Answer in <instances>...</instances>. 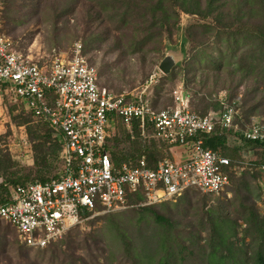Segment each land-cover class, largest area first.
<instances>
[{
	"label": "trees",
	"instance_id": "obj_1",
	"mask_svg": "<svg viewBox=\"0 0 264 264\" xmlns=\"http://www.w3.org/2000/svg\"><path fill=\"white\" fill-rule=\"evenodd\" d=\"M2 2L4 8L1 17L4 10L6 13V8L12 7L14 0H2ZM80 2L82 0H61L57 7L51 9L56 20V29L60 27L61 23L69 22L70 16L79 7L78 3ZM85 6L89 17L92 16V20L96 19L100 25H104L108 18L109 23L113 22L115 30L122 29V35L120 38H116L114 45L124 41L123 35L129 36V43L126 40L125 46L130 49L129 53L138 56L140 59L146 57L143 53L146 46L154 40L161 42L160 35L166 36L169 41L166 44L167 47L180 49L182 53L187 54L186 59L175 66L169 74L161 75L160 84L157 82L148 88L147 99L149 97L150 100L151 91L154 93L153 98H151L152 108L163 109L176 106V100L172 93L177 87L172 83L176 79L178 80L179 74H182L183 81L180 83L183 82L181 86L186 91L188 109L192 112L204 116L213 107L214 112L220 113L225 108L224 103H227L237 111L235 122L241 127L253 118L263 120L257 115V112L260 106L264 105V0H87ZM26 7L28 8V5ZM183 13L188 14L189 18L181 26ZM105 17H107L106 20ZM129 29L132 31L131 34L125 31ZM71 34L76 38L75 33L71 32ZM174 34H177L175 46L172 44L173 39H175ZM106 38L107 36L103 32L99 34L91 32L83 39L86 44V46L83 45L84 54L90 64L95 66L87 56L88 47L94 48L96 44H99L98 41H105ZM158 44L151 48L152 51L160 52L162 50V45ZM127 49L125 48L123 51ZM148 51L150 52V49ZM235 62L236 66L234 67L233 63ZM157 72L159 74L160 71L157 70ZM225 72L229 76L237 75L239 83L231 88H215V86L212 90L207 88L208 84L219 82ZM247 77L253 80L255 84L252 88L247 87L244 95L240 96L239 87L246 81ZM148 80L146 79L141 87ZM196 81H198L200 90L194 88L193 84ZM166 83L172 84L167 89L169 94H172V98L168 105L160 108L158 105L164 91L161 86H166ZM202 89L206 91L203 92ZM222 91L228 93L224 99L220 98L219 95ZM17 108V105H10V114H14ZM21 110L24 111L23 107ZM112 117L114 121L116 120L118 131H113L112 136L108 139L107 147L115 166L132 159L136 160L143 154L146 155L152 167L157 160L171 157L172 146L158 140H144L139 133L136 120L133 124V131L130 132L116 115H112ZM13 119L18 125H26L31 150L34 154V171L31 178L25 169L13 170V167H18L19 164L15 163L10 155L5 154L4 159L0 160V173L4 175L6 182L5 185H0V205L9 202L13 188L23 186L30 181L47 183L53 178L60 177L62 173L61 150L65 136L63 131L52 126L50 119L35 118L31 113L24 115L21 112L15 114ZM198 136L204 140L206 148L233 160L230 166L224 167V171L230 177L229 186L233 189L232 192L236 198H240V204L231 209L230 201L217 199L214 206L219 208L217 212H213L211 210L214 206L210 210L206 209L207 202L205 201L201 209L202 214L199 213L193 221H188L189 227L193 228L192 231L195 232L193 245H182L178 251L173 252L175 253L174 257H172L173 253L169 257L168 250L172 248V237H170L171 234H166L164 241L161 240L163 249V258L161 259L163 260L158 264H176L175 259L177 257L184 262L185 253L194 250L199 253L198 258L201 260V263L197 264H203L204 261L208 262L206 257H209L207 252L209 250L221 253V264H250L251 261L254 264H264V212L255 207V201L247 194V186L242 184L243 173L251 171L256 179L255 186L258 188V197L264 199V191L261 187L262 183L264 184V173L259 168V165L264 163V141L248 140L244 138L242 129H227L221 125H217L212 134L200 133ZM246 150L257 151L258 157L254 163H249L242 170V163L237 162L241 152ZM1 154L3 153L0 152ZM143 199L140 194H129V207L137 204L141 213L150 210L157 222L163 223L165 226H173L172 218L154 210L152 208L154 204L143 205ZM236 212L242 213V223L240 218L236 217ZM107 215L111 216L112 214L110 212L105 214V216ZM85 216L91 215L85 214ZM110 223L117 226L113 220H110ZM240 229L242 230L241 236L238 235ZM9 230L0 224V256L8 255V250L15 248L20 254L16 264H22L24 257H26L23 252L27 253L30 248H26L18 238L11 242ZM243 231L245 235L250 233L254 236L253 242L256 246L252 243L246 245L244 239L238 248L242 257L241 262H239L235 258L236 253L230 234L233 233L243 238ZM62 239H60L61 242ZM125 245L127 248L128 244ZM77 249L78 245L73 246L70 250L69 257L73 261L79 258L74 255ZM7 258L9 256L5 259ZM81 260L83 264L87 263L83 257ZM8 264L11 263L8 262Z\"/></svg>",
	"mask_w": 264,
	"mask_h": 264
},
{
	"label": "built area",
	"instance_id": "obj_2",
	"mask_svg": "<svg viewBox=\"0 0 264 264\" xmlns=\"http://www.w3.org/2000/svg\"><path fill=\"white\" fill-rule=\"evenodd\" d=\"M3 8L0 0V17ZM1 26L0 18V123L7 122V102L22 106L35 118L50 119L65 135L60 177L13 188L9 202L0 205V218L16 228L20 242L28 248H46L94 213L129 207V194H140L143 204L150 205L181 196L189 188L222 193L230 185L224 167L233 160L206 148L198 136L212 134L217 125L240 128L244 138L264 141V120L253 118L241 127L230 104L224 103L220 113L210 111L201 116L188 109V101L178 88L173 96L181 108L154 109L147 95L156 74L133 92L101 90L97 68L89 63L82 43H75L68 52L54 51L46 60H33L16 49ZM112 115L130 132L136 120L144 140L169 143L172 150L184 148L187 159L178 163L162 158L152 167L143 154L115 166L107 147L115 129L109 125L116 126ZM0 127L1 135L5 127ZM259 168L264 173V163ZM1 184L6 182L0 173Z\"/></svg>",
	"mask_w": 264,
	"mask_h": 264
},
{
	"label": "rangeland",
	"instance_id": "obj_3",
	"mask_svg": "<svg viewBox=\"0 0 264 264\" xmlns=\"http://www.w3.org/2000/svg\"><path fill=\"white\" fill-rule=\"evenodd\" d=\"M60 2L61 0H14V3L11 5L12 7L6 8V13L4 10V14L1 17L2 32L6 33L15 42L16 48L20 53L33 60H46L52 56L54 51L57 53L68 52L70 48L78 42L86 46L83 39L91 32L97 34L102 32L105 33L107 36L106 40L98 41L99 44H96L94 48L91 46L88 47L87 56L97 68L98 87L101 90L107 89L112 93L136 91L146 79H149L155 74L156 77L153 84L157 82L160 84L161 75L163 73L159 69V64L165 56L170 54L173 55L177 60L176 66L186 59L187 54L182 53L180 49L167 47L166 44L169 41L166 36L162 37L161 35L159 36L161 42L159 40H154L144 48L143 53L146 57L142 59L129 53L130 49H127L125 46L126 40L130 39L129 36L123 35L124 41L114 45L116 38H120L122 35V29L115 30L113 22L109 23L107 17H105V20L107 18V22H105L104 25H100L96 19L92 20V16L89 17L86 10L85 4L87 0H82V2L78 3L79 7H77L75 12L70 16L69 22L64 24L61 23L60 27L56 29V20L51 9L57 7V4ZM27 5L28 8L26 7ZM188 18V14H182L181 26L186 23ZM125 31L128 32V34L132 33L131 29ZM71 32L75 33L76 38H74ZM174 38L173 45L177 40V34H174ZM155 44L162 45V50L160 52L152 51L153 49L151 48H154L156 46ZM125 48L127 50L123 51ZM148 49H150V52ZM233 66H236V62L233 63ZM157 70L160 71L159 74ZM181 75L182 74H179V78L177 77L178 80L176 79L172 84L175 85L177 89H182L183 96L187 101L185 95L186 91L183 89V86H181L183 82L180 83L183 81V75ZM237 83H239L237 75L229 76L227 72H225V75L219 82L215 84L210 83L207 88L210 90H212L214 86L215 88H231ZM172 84L166 83V86H161L164 91L161 94V101L158 107L161 108L170 103L173 93L170 95L167 89ZM254 84V81L247 77L246 81L239 87L238 93L241 94L240 96L244 95L247 87L252 88ZM193 85L196 90H200L198 81ZM202 90L204 92L205 89ZM153 95L154 93L151 91L149 94L150 100L148 97L150 106L153 105L151 104ZM219 95L220 98L224 99L228 96V93L222 91ZM18 100L23 102L21 98H18ZM5 104L10 106L7 102H5ZM175 105L179 108L182 107L180 102L175 103ZM6 109L8 111V107H6ZM17 109L18 111H15L14 114H10L9 111H6L5 118L7 122L4 124L0 123V125L5 127L3 129L4 132L0 135V152L3 153L0 155V160L4 159L3 156L5 154L10 155L12 160L19 164L18 167H13V170H19V168L25 169L32 178L34 171V154L31 150V142L28 137L26 125H18L15 119H13L15 114L23 112L25 115L27 113L21 110L22 107ZM213 110L215 109L211 107L208 111L210 112ZM1 113L0 111V114ZM257 115L264 120V105L260 106ZM109 127L110 129L115 127L114 130L118 131L117 124L116 126L110 124ZM26 139L29 142L27 145ZM171 152L172 155L170 158L175 162L181 163L187 159L184 148L178 147ZM254 157H256L254 152H252V155H250V153L248 154L247 150L241 152L238 160L242 161V170L249 165V161ZM256 160H252L251 162L254 163ZM243 175L242 184L247 186L248 196L255 201V207L259 211L264 212V199L258 197V188L255 186L256 179L253 177V173L248 171L243 173ZM261 187L264 191L263 183ZM232 190L233 189L228 186L227 189L220 194H203L195 188H189L188 191L181 196L154 204L152 207L154 210L166 217L172 218L171 222L173 226H165L163 223L157 222L150 210H145L141 213L139 211L141 209L137 204H133L131 207L117 209L111 212V216H105V214L110 212L99 211L92 214V216L82 224L71 228L64 239H62V242L59 240L48 248H30L27 250V253L23 252V255L26 257H24L22 264H83L81 260L82 257L87 261L86 264H136V261L137 264H158V262L163 260L161 259L163 258L161 240L163 239L164 241L166 234H171L170 237H172V248L168 250L169 257L173 252L178 251L182 245H193L192 241L195 239V232L192 231L193 228L189 227L188 221H193L199 213L202 214L201 209L205 201L207 202L206 209L208 210L215 205L217 199L230 201L229 206L231 209L235 206H239L240 198H236ZM218 208L219 207L214 206L211 211L217 212ZM110 217L111 219H109ZM236 217L240 218V222L242 223V213L236 212ZM110 220L116 222L117 226L111 224ZM0 224L3 228L10 229L9 240L11 242L16 241V238L19 239L17 230L11 223L0 218ZM230 235L234 245L233 249L236 253V261L241 262L242 257L238 248L243 243L244 239L246 245L252 243L256 246L253 242L254 236L250 233L245 235L244 232L243 238H241V229L239 230V237L233 233ZM126 243L128 244L127 248L125 245ZM76 245H78V249L75 250L74 255H77L79 258L73 261L69 255L70 250ZM207 252L209 254V257H206L208 262L203 260V264H221L220 252H211V250ZM7 256H9V258L5 259ZM174 256L175 253L172 254V257ZM198 256L199 253L197 251H190L183 256L184 262H182L179 257L175 259V262L176 264L201 263ZM19 258V251L15 248L8 250V255L0 256L1 264H8V262L16 264ZM250 264H254V262L251 261Z\"/></svg>",
	"mask_w": 264,
	"mask_h": 264
},
{
	"label": "water",
	"instance_id": "obj_4",
	"mask_svg": "<svg viewBox=\"0 0 264 264\" xmlns=\"http://www.w3.org/2000/svg\"><path fill=\"white\" fill-rule=\"evenodd\" d=\"M177 60L173 55H167L163 58V60L159 64L160 71L166 75L169 74L172 69L176 66Z\"/></svg>",
	"mask_w": 264,
	"mask_h": 264
},
{
	"label": "crops",
	"instance_id": "obj_5",
	"mask_svg": "<svg viewBox=\"0 0 264 264\" xmlns=\"http://www.w3.org/2000/svg\"><path fill=\"white\" fill-rule=\"evenodd\" d=\"M0 106H1L0 111L3 112V106L2 105H0ZM0 116H2V113L0 114ZM0 129H1V127H0ZM247 151H248V154L250 153V155H252V152H254V155H256V157L258 156V153L255 150H247ZM256 157H254V158H256Z\"/></svg>",
	"mask_w": 264,
	"mask_h": 264
},
{
	"label": "clouds",
	"instance_id": "obj_6",
	"mask_svg": "<svg viewBox=\"0 0 264 264\" xmlns=\"http://www.w3.org/2000/svg\"><path fill=\"white\" fill-rule=\"evenodd\" d=\"M256 159H257V157H256V158H252V160H256ZM252 160H251V161H252ZM239 161H240V160H239ZM251 161H250V162H251ZM241 162H242V161H241ZM143 200H144V199H143ZM143 205H145V204H143ZM150 205H153V204H150ZM32 249H34V248H32ZM36 249H40V248H36Z\"/></svg>",
	"mask_w": 264,
	"mask_h": 264
}]
</instances>
